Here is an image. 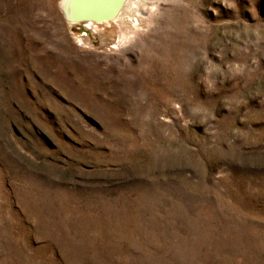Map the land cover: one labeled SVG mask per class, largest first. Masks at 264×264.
<instances>
[{"label":"rangeland","instance_id":"rangeland-1","mask_svg":"<svg viewBox=\"0 0 264 264\" xmlns=\"http://www.w3.org/2000/svg\"><path fill=\"white\" fill-rule=\"evenodd\" d=\"M60 1L0 0V264H264V0Z\"/></svg>","mask_w":264,"mask_h":264},{"label":"bare ground","instance_id":"bare-ground-1","mask_svg":"<svg viewBox=\"0 0 264 264\" xmlns=\"http://www.w3.org/2000/svg\"><path fill=\"white\" fill-rule=\"evenodd\" d=\"M119 1L120 0H61L59 2V8L62 10V14L66 19L69 21H78L83 16H87L89 18H100L103 14L110 12L111 9L115 7L118 9L123 6V3H128L129 0H121L118 7ZM116 18L117 16L112 20H115L116 22ZM135 19L139 20L138 17ZM85 22L86 25L92 23L91 19H88ZM137 26L138 23H135L134 27Z\"/></svg>","mask_w":264,"mask_h":264},{"label":"water","instance_id":"water-1","mask_svg":"<svg viewBox=\"0 0 264 264\" xmlns=\"http://www.w3.org/2000/svg\"><path fill=\"white\" fill-rule=\"evenodd\" d=\"M121 0L118 2V7H119V4H120ZM120 8V7H119ZM118 8V9H119ZM118 9L115 7L113 9H111L110 12L106 13V14H103L100 18H89L87 16H83L80 18V20L78 21H86L88 19H91V21H94V22H101V21H105L107 19H112L114 16H115V13L118 11ZM117 10V11H116Z\"/></svg>","mask_w":264,"mask_h":264}]
</instances>
